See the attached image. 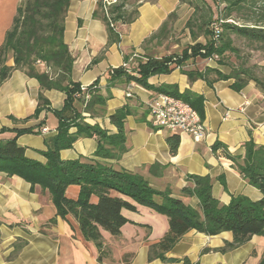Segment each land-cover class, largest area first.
Here are the masks:
<instances>
[{"label":"crops","instance_id":"obj_1","mask_svg":"<svg viewBox=\"0 0 264 264\" xmlns=\"http://www.w3.org/2000/svg\"><path fill=\"white\" fill-rule=\"evenodd\" d=\"M96 1H70L63 40L73 57L70 79L80 85L96 84L109 96L104 114L91 117L83 111V120L96 123L112 134L116 127L110 123L109 115L122 106L129 109L123 123L126 151L119 159L108 162L115 168L140 174L156 189H170L174 196L194 207L198 204L195 196L178 194L183 186L190 184L187 180L190 174L209 176L212 194L223 204L237 195L259 199L260 191L235 166L236 160L243 156L246 141L264 146V95L255 83L250 81L236 91L231 88L232 78L216 79L211 84L201 77L190 78V72L217 65L209 58L171 65L169 72L148 76L146 86L126 81L124 77L111 78L112 68L122 67L127 74L138 76L139 62L176 53L184 42H171L173 28L185 30L184 39L193 40L188 45L205 40H200L197 27L191 32L185 27L193 11L188 3L144 0L139 1L138 15L132 22L115 23L118 40L108 43L106 25L94 13ZM19 2L0 1V44L10 29ZM131 7L132 3L126 5L127 9ZM172 12L175 17L167 29L146 41ZM6 64L14 65L11 54ZM37 65L40 70L45 69L42 63ZM159 86H171L201 110L204 139L195 141L186 132L172 133L150 123L146 103L159 92ZM39 91L38 81L20 69H13L0 84V140L14 137L16 130L30 129L17 135L16 142L24 148L26 157L44 162L41 151L46 149V140L56 133L53 110L62 107L65 94L57 89L43 90L51 110L43 108L34 116ZM42 127L48 131L41 133ZM75 130V127L69 129ZM171 134H177L179 140L174 153L166 142ZM217 142L222 145L212 149ZM96 147L95 135L82 136L70 148L60 150L59 155L64 160L94 159ZM69 193L74 195V187ZM113 194L133 204L135 209H121L126 222L120 227L119 235L100 229L102 244L98 248L93 241L82 238L71 215L64 219L56 214L47 191L0 171V264H257L264 253V236L253 235L245 243L221 251L225 242L232 240L230 231L206 235L191 229L163 253V258H149L152 249L157 251L152 245L168 231L167 216L128 196Z\"/></svg>","mask_w":264,"mask_h":264},{"label":"trees","instance_id":"obj_2","mask_svg":"<svg viewBox=\"0 0 264 264\" xmlns=\"http://www.w3.org/2000/svg\"><path fill=\"white\" fill-rule=\"evenodd\" d=\"M70 1L20 0L10 29L0 44V84L13 69L23 70L39 83L40 91L34 116L43 108L51 110L43 90L57 89L65 94L62 107L53 110L57 119L56 133L46 140V149L41 151L45 161L31 160L25 156L24 148L17 144L16 137L31 130H16L14 137L0 140V171L8 176H19L32 186L38 185L43 191H47L56 214L64 219L71 215L82 238L93 241L98 248L102 244L100 229L113 236L119 235L120 227L126 222L121 209H135L133 204L119 195H114L113 192L128 196L136 203L167 216L168 231L152 245L157 251L152 249L149 258L155 256L163 258V253L191 229L206 235L230 231L232 240L225 242L219 249L221 251L233 249L248 241L253 235L264 236V146H258L251 140L246 141L243 156L235 162L239 173L260 191L261 197L251 200L246 196L237 195L227 204L221 203L212 194V181L207 175H188L187 180L190 184L179 190L180 196H195L198 199V204L194 207L184 203L179 196H174L170 189H156L140 174L115 168L108 162L109 159H119L126 151L123 123L129 109L122 106L109 115L110 123L116 127V132L112 134L96 123L90 124L83 120V111L91 117L104 114L109 96L103 94L96 84H91L82 91L80 84L70 79L73 57L63 40L64 20ZM139 1L144 0H116L106 8L103 0L96 1L94 13L99 15L106 25L108 43L118 40V35L110 23L132 22L138 15ZM180 1L188 3L193 8L185 27L190 32L194 27L202 29L205 41L189 44L180 53L139 62L138 76L127 74L122 67L112 68L109 71L111 78L124 77L126 81L133 80L146 86L148 76L169 72L173 68L171 65L179 66L189 59H205L215 55L214 61L217 64L215 67L190 72V78L201 77L210 84L216 79L232 78L231 88L236 91L252 81L264 95V82L253 73L243 68H231L228 72L223 69L226 64L225 53L236 51L232 46L230 32L264 44V26L241 25L226 21L232 19L233 10H239L252 0H222L225 6L219 9L212 19V9L203 0L200 1L201 4L197 0ZM130 3L132 7L127 9L126 5ZM202 11L208 14L203 13L202 16ZM174 17L175 13H170L158 31L146 41L165 31L169 21ZM219 20L222 21L215 35L213 23H218ZM8 54L13 58V66L6 64ZM39 62L45 66L44 70L38 68ZM157 89L159 92L187 101L202 118L201 110L193 105L185 94L178 93L171 86H159ZM85 93L88 94L87 99L84 97ZM70 127H75V132H70ZM92 135L97 138L94 159L60 158V150L70 148L79 137ZM178 141L177 134L166 137L171 153L176 151ZM221 145L217 142L212 149L215 150ZM230 158L235 161V158L231 156ZM72 187L75 189L74 195L69 193ZM257 264H264V253Z\"/></svg>","mask_w":264,"mask_h":264},{"label":"rangeland","instance_id":"obj_3","mask_svg":"<svg viewBox=\"0 0 264 264\" xmlns=\"http://www.w3.org/2000/svg\"><path fill=\"white\" fill-rule=\"evenodd\" d=\"M197 1L200 4L202 2V0ZM203 1L212 9L211 19L217 15L219 9L225 6V3L222 2V0ZM201 13L202 16H204L205 13L208 14L206 11H202ZM231 16L237 24L264 26V0L249 1L239 10H233ZM195 30L200 35V40L204 41L205 35L203 34V30H199L198 28ZM186 37L187 34L185 33V30L177 28L171 29V42H184L183 44H179V48L176 49V53H180L181 49L188 45L186 44L187 42L193 41L192 38L184 39ZM230 37L232 40V46L236 48V51H227L225 53L224 60L226 64L223 66V69L228 72L231 68H243L253 73V75H255L259 80L264 82V44L251 41L233 31L230 32Z\"/></svg>","mask_w":264,"mask_h":264},{"label":"built area","instance_id":"obj_4","mask_svg":"<svg viewBox=\"0 0 264 264\" xmlns=\"http://www.w3.org/2000/svg\"><path fill=\"white\" fill-rule=\"evenodd\" d=\"M116 0H103L104 7L106 8ZM218 23H213V29L215 35L219 30ZM226 21L236 23L235 20L229 18ZM113 27L115 24L110 23ZM216 56L213 55L209 59H214ZM89 85H80V89L85 91ZM130 93H127L129 95ZM85 99L88 98V94L85 93ZM148 110V120L150 123L159 129H165L172 133L186 132L192 136L195 141H201L205 137V127L202 119L195 108L192 107L187 101L175 97L165 92L156 93L146 103ZM48 129L42 127L41 133H46Z\"/></svg>","mask_w":264,"mask_h":264}]
</instances>
